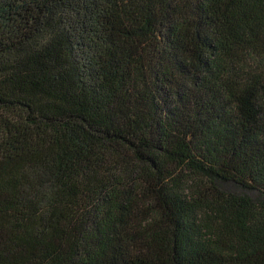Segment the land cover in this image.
Masks as SVG:
<instances>
[{
    "label": "trees",
    "instance_id": "1",
    "mask_svg": "<svg viewBox=\"0 0 264 264\" xmlns=\"http://www.w3.org/2000/svg\"><path fill=\"white\" fill-rule=\"evenodd\" d=\"M0 264H264V0H0Z\"/></svg>",
    "mask_w": 264,
    "mask_h": 264
}]
</instances>
